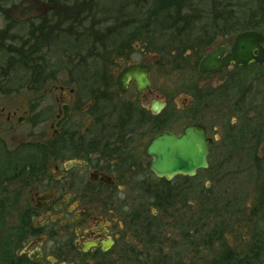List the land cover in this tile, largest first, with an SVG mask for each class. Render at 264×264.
Returning a JSON list of instances; mask_svg holds the SVG:
<instances>
[{"label":"flooded vegetation","instance_id":"af4514ba","mask_svg":"<svg viewBox=\"0 0 264 264\" xmlns=\"http://www.w3.org/2000/svg\"><path fill=\"white\" fill-rule=\"evenodd\" d=\"M157 14L98 39L55 84L28 82V98L0 91V264H185L212 239L219 246L208 224L225 211L207 208L224 200L213 189L219 158L253 133L245 122L264 127V103L252 99L264 60L228 57L247 31L264 49V18L218 17L197 30L184 16L159 26ZM188 126L204 129L207 167L157 175L150 141Z\"/></svg>","mask_w":264,"mask_h":264},{"label":"rangeland","instance_id":"374dc122","mask_svg":"<svg viewBox=\"0 0 264 264\" xmlns=\"http://www.w3.org/2000/svg\"><path fill=\"white\" fill-rule=\"evenodd\" d=\"M84 1L89 6L86 12L88 18H82L80 24H75L70 20L75 12H69L67 14L69 20L65 21L66 14L62 12L59 13L61 16L51 14L52 9L47 0H0V87L4 89L3 91L6 89L9 91L5 97L13 98L14 102L28 98L26 84L32 82L35 75L26 65L27 62L31 66L33 62H37L43 77H47H44L45 82L55 84L61 69L76 64V57L87 55L89 50L99 48L95 39L106 35L102 32H109L110 35L127 33L125 28H121L123 22L135 23L150 17L151 7L155 3L153 0H81L80 3ZM182 1L184 8L181 15L196 19L197 30L212 26V19L218 17L244 19L264 4V0ZM45 18L49 23L47 35L49 33L50 37L40 41V50L31 56L30 46H33V38L29 37V33ZM155 19H158L157 24L161 26L165 16L157 14ZM55 22L59 26L51 27ZM191 25L193 24L190 23L189 27ZM19 49L21 51L17 52ZM23 57L30 58L25 61ZM46 87L48 88L44 85L38 91L41 92ZM52 95H47V103L53 102ZM252 99L255 107H260V103H264L263 85L255 87ZM176 101L179 103V99ZM53 119L50 116L49 122ZM262 122V118L257 117L252 123L245 122L253 133L241 134V143L238 142L237 145L238 152L229 154V161L226 160V155L219 158L225 165L218 172L220 177L218 188L213 189L220 190L224 200L207 202L208 210L225 211L224 214L213 216L208 224L209 233L217 231L221 233L219 246L212 244L205 248V251L201 249L200 252H192L190 258L185 259V264H213L226 249L243 258L252 249L256 238L264 239V209L261 211L258 209L256 200L259 189L264 187ZM238 128L232 127L233 131H237ZM262 202L264 206V198ZM219 215L222 216L217 217ZM194 253L197 254L193 263Z\"/></svg>","mask_w":264,"mask_h":264},{"label":"water","instance_id":"95a60500","mask_svg":"<svg viewBox=\"0 0 264 264\" xmlns=\"http://www.w3.org/2000/svg\"><path fill=\"white\" fill-rule=\"evenodd\" d=\"M260 37L258 33L252 31L238 34L237 46L228 60L238 65H246L252 60L263 62L264 49L257 45ZM254 49L259 52L257 57L252 55ZM207 141L204 129L198 126H188L180 135L163 132L155 136L147 147V153L154 157L152 170L166 178H171L175 174L193 176L198 168L207 167Z\"/></svg>","mask_w":264,"mask_h":264},{"label":"trees","instance_id":"16d2710c","mask_svg":"<svg viewBox=\"0 0 264 264\" xmlns=\"http://www.w3.org/2000/svg\"><path fill=\"white\" fill-rule=\"evenodd\" d=\"M81 0H47L48 5L52 9V15L55 16H61L59 13L62 12L63 14H66L65 21L69 20L67 14L69 12H75L73 16L70 18L71 21H73L75 24H80L83 20L82 18L87 19V13L88 12V3L84 1V3H80ZM152 2H155L153 6L151 7V11L161 13L165 16V19H180L182 18V10H183V1L182 0H153ZM77 9V11H76ZM258 13V17L264 18V5L262 4L255 10ZM151 16V15H150ZM254 14L247 15L244 17L245 19L248 17H252ZM74 17V18H73ZM61 20V19H60ZM241 27L246 26V22L240 23ZM59 26L58 23H54L53 26L51 27H56ZM49 27V23L47 22V19H44L39 26H36L30 33L29 37L33 38V46H30V55L33 56L37 51L40 50V41L47 40L50 35L48 33L47 35V30ZM176 27V26H175ZM121 28H125L127 31L129 29L127 28V22H123V25H121ZM87 32L89 30L87 29ZM91 32V30H90ZM99 32V31H97ZM109 32H102V34H108ZM126 34V33H125ZM100 44H103L104 38L100 37ZM98 41V39H95ZM49 42V40L47 41ZM26 43V40L24 41V45ZM17 52L21 51L16 50ZM29 52V51H28ZM27 52V53H28ZM24 58V57H23ZM30 58V57H29ZM29 58H24L25 61H27ZM26 64V63H25ZM29 68L32 69V74L35 75V79H33L34 82L40 83L45 80V78L42 75V70L40 69L39 65L37 62H33L32 66L29 65L27 62L26 64ZM43 74H46L43 72ZM46 77V76H45ZM42 78V79H41ZM47 78V77H46ZM39 87V86H38ZM38 87H34L35 89L33 90H38ZM4 90L0 87V91ZM263 198H264V187L259 189L258 195H257V204H258V209L261 211L264 209L263 206ZM215 238L220 241L221 240V233L217 232L215 234ZM214 239L209 241L207 244L212 245ZM264 239L261 237L258 239L256 238L252 249L248 251V254L241 258L239 255L233 254L232 252L228 251L226 249L223 251L220 255L218 260L214 261L213 264H264Z\"/></svg>","mask_w":264,"mask_h":264}]
</instances>
